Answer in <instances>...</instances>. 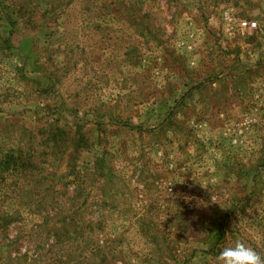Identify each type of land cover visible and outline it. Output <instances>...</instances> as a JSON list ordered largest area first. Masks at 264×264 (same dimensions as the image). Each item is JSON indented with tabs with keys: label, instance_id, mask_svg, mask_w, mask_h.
<instances>
[{
	"label": "rangeland",
	"instance_id": "obj_1",
	"mask_svg": "<svg viewBox=\"0 0 264 264\" xmlns=\"http://www.w3.org/2000/svg\"><path fill=\"white\" fill-rule=\"evenodd\" d=\"M0 38V264L264 256V0H0Z\"/></svg>",
	"mask_w": 264,
	"mask_h": 264
},
{
	"label": "clouds",
	"instance_id": "obj_2",
	"mask_svg": "<svg viewBox=\"0 0 264 264\" xmlns=\"http://www.w3.org/2000/svg\"><path fill=\"white\" fill-rule=\"evenodd\" d=\"M217 264H264V256L254 248L237 240L222 247L217 256Z\"/></svg>",
	"mask_w": 264,
	"mask_h": 264
},
{
	"label": "trees",
	"instance_id": "obj_3",
	"mask_svg": "<svg viewBox=\"0 0 264 264\" xmlns=\"http://www.w3.org/2000/svg\"><path fill=\"white\" fill-rule=\"evenodd\" d=\"M0 41H1V47H3L4 49L8 48L10 46L8 44L9 39L0 38ZM57 131H58V129H55V131L52 133V135L56 137L55 134L58 133ZM0 153H1V151H0ZM18 153H19V157H20L21 156V150L20 149L18 150ZM18 161H19V158H14V156L6 155V153H5L4 155H2V157H0V166H4L3 170H8L10 165H13V167H16L19 164ZM52 176H54V175H52ZM61 179H62V177H58L56 181L60 182Z\"/></svg>",
	"mask_w": 264,
	"mask_h": 264
},
{
	"label": "built area",
	"instance_id": "obj_4",
	"mask_svg": "<svg viewBox=\"0 0 264 264\" xmlns=\"http://www.w3.org/2000/svg\"><path fill=\"white\" fill-rule=\"evenodd\" d=\"M241 25L242 26H247V27L255 26V22L243 21V22H241Z\"/></svg>",
	"mask_w": 264,
	"mask_h": 264
}]
</instances>
